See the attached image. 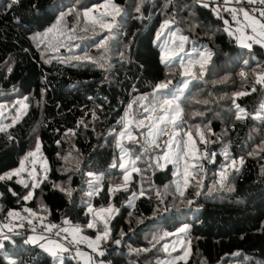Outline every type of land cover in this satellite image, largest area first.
<instances>
[{
  "label": "trees",
  "instance_id": "16d2710c",
  "mask_svg": "<svg viewBox=\"0 0 264 264\" xmlns=\"http://www.w3.org/2000/svg\"><path fill=\"white\" fill-rule=\"evenodd\" d=\"M10 4L12 0H0V111L10 115L6 129L0 131V175L19 169L22 162L29 169L28 154L39 142L49 171L34 189L26 172L0 180V228L8 234L0 247V264H57L39 245L15 236L8 221L48 218L85 227L90 220L89 185L96 176H102L103 190L96 188L89 200L95 207L114 204L118 210L109 238L101 244L103 255L96 260L264 264V117H258L264 83L257 82L264 74V47L253 41L250 49L242 47L237 33L229 34L231 14L194 0ZM89 9L86 18L83 13ZM101 17L106 27L91 23ZM167 21L172 23L165 27ZM181 36L187 37L182 52L193 45L206 46L209 58L203 71L192 67L196 78L190 76V85L178 101L183 115L178 118L182 127L177 128L176 139L179 150L187 152V172L196 176L192 179L185 173L178 190L175 167H164L162 158L169 152L165 141L172 126L160 125L167 132L159 136V147L145 141L159 131L153 127L162 114L154 108L155 86L170 81L171 94L185 80L179 64L169 68L161 63L162 46L173 45ZM236 105L246 111L245 118L237 119ZM21 107L27 109L25 115ZM145 107L152 111L150 119H145L150 115ZM141 119L144 124L138 126ZM126 126L133 138L125 135L121 140L117 133ZM149 128L153 137L146 136ZM189 131L191 140L185 135ZM199 133L206 142H201ZM118 141L139 171L131 189L115 192L112 198L111 185L123 181V172L112 166ZM185 179L190 183L185 185ZM54 185L71 188L72 196ZM30 190L32 198L23 199ZM132 192L144 195L134 206H126ZM185 227L188 230L181 232ZM180 239L186 242L184 248L177 247ZM63 264L79 263L65 257Z\"/></svg>",
  "mask_w": 264,
  "mask_h": 264
},
{
  "label": "snow or ice",
  "instance_id": "6c2138e0",
  "mask_svg": "<svg viewBox=\"0 0 264 264\" xmlns=\"http://www.w3.org/2000/svg\"><path fill=\"white\" fill-rule=\"evenodd\" d=\"M236 2L237 3H248V4L259 3L261 5H264V0H236ZM17 3H19V0H12V4H17ZM12 4H10L9 7H11ZM205 6H207V5H205ZM113 7L115 8V11L117 13H119L120 9L118 7H116L115 5H113ZM137 10H139V9H137ZM91 11H92L91 9L86 10L83 13L84 17L87 18ZM230 11H233V10H230ZM258 11H259V16L261 18H264V8L258 9ZM239 12L242 13V15H243L245 20L249 21V23L245 27L246 28H250L251 32L255 34V35H248L246 32H242L241 36L238 37V39L240 40L241 46L250 49L252 47V44L247 43V41L251 40L254 43L260 44L262 47H264V19H257L256 17H252L250 15V12L248 10H245L244 8L239 9ZM233 14H234V18H235V12H233ZM60 18L63 19V14H61ZM102 20H103V17H101L100 20H97L96 18H93L91 20V23L93 25H97L98 24L101 28L106 27L107 25L102 23L101 22ZM86 23H87V20H86ZM171 23H172L171 21H167L165 23V27H167ZM227 23L228 22L225 21V24H227ZM258 28H259V31H258ZM84 30L87 31V28H85ZM49 31H51V29ZM161 31H163V29ZM225 31H228V29H225ZM229 34L232 35L231 32H229ZM257 37H259V39H257ZM159 39H160V35L158 34L157 35V40L159 41ZM180 40L182 42L186 41L187 37L181 36ZM161 51L163 52V56L161 57V63H163L166 67L171 68L174 64H179V66L184 69V72H183L184 76H191L193 79L196 78L195 75L190 71L191 66H192L191 65V61H189L188 64H184L183 62L176 61L174 59L175 56L179 55V51H183V43L178 45L177 48H171V47L166 45L165 47H163L161 49ZM202 58L203 57H201V59ZM76 59H81V58L77 57ZM88 59L91 60V58H88ZM91 62L95 63L96 61L93 60ZM203 67H204L203 64H200L201 71H203ZM241 75H243V73ZM190 82H191L190 80L184 81L183 88L187 89L188 84ZM257 82L258 83H264V74H262L259 77ZM169 83H170V81L159 83L158 85L155 86V90L151 94L152 97H153V101H154V108H157L162 114L160 116L156 117V120H155V123H154V126H153L154 128H158L159 131L156 132L155 138L150 139V140H146L145 144L147 146H151V147H159V144L157 143V140H158L159 136H162V135L166 134V132H167V127H160V125H171L172 128H173V132L169 136V140L165 141L166 149L171 150L173 148V142L176 141V136L178 135L177 128L182 127V124L178 123V118L182 119L183 109L180 107V104L178 103V100L182 96L181 89H177L175 93H171L170 94L169 93ZM238 95L242 96V95H245V93H238ZM140 99L147 100L148 97H141ZM129 107L131 108V106H129ZM141 107H144V105H141ZM236 107H237V109H239L240 113H243L244 110L240 109L239 105H236ZM145 111L150 113L149 117H146L145 119H150L151 115H152V111L149 108H147V107H145ZM125 115L127 116L128 114L126 113ZM242 118H245V117H243L242 115H237V119H242ZM81 123H82V121H81ZM143 124H144V120L143 119L138 121V126L139 125H143ZM0 131H3V129H0ZM126 133H127L129 139L133 138L132 137V133L131 132H127V126H126L125 131H122V132L119 133V137H120L121 140L125 137ZM185 135L188 136V138L190 140L192 139L190 131L186 132ZM146 136L147 137H153V128H149V131L147 132ZM199 136H200L201 142H206L204 140L203 133H199ZM179 146H180L179 142H177L176 143V149L177 150L179 149ZM117 147L120 148L122 152L125 151V149L122 147V144L119 141L117 142ZM144 150H145V152H147V147H145ZM39 151H40V146L38 144L36 149H35V151L34 152H30L28 155L29 156H35L36 152H39ZM186 156H187L186 152L179 153L177 151V152L173 153L172 158L175 159L177 162H179L181 159H183ZM162 158L165 159V160H168L169 156L168 155H164ZM26 159H27V157H26ZM188 163L189 162L187 160H185V173H186V175H192V179H195L196 178L195 174H190V173L187 172ZM235 163H236V161H232L233 166L235 165ZM240 163L241 164L243 163L242 159H241ZM112 166L116 167L115 164H113ZM121 167H124V165H121ZM235 170L239 171V169H235ZM24 171H25V168H24V164L22 162L21 165H20V168L18 170L14 171V172H10L6 176L0 175V180L11 179L13 176H18L19 177L21 172H24ZM34 171H35V169L32 170V172H34ZM133 171H137L138 172L139 169L133 168ZM32 172L29 173L30 176L32 175ZM88 175L91 176L93 174L89 173ZM220 176H221V186H223V181L226 180L225 173L222 171ZM127 179H128V175H125V181H127ZM33 181L34 182H33L32 188L34 189L36 186H38L40 181H36L35 177H33ZM17 182L21 183L25 188L29 187L28 183H25V181L23 179H19V180H17ZM188 183H190V181L185 179V185H187ZM197 183H199V181H197ZM89 186H90V188L92 190L88 192V195L92 196L94 194V192L96 191V189L92 186L91 182H90ZM54 187L59 188V190L61 192L65 193L68 197L72 196V189L71 188H67L66 189V188H63V187H60V186H56V185H54ZM177 189L178 190L180 189L179 182H177ZM113 190H119V189H113ZM229 190H231V189H229ZM13 194L15 195V193H13ZM183 194H184V192L181 190L180 191V195L183 196ZM32 195H33V192L30 190L23 197V199L30 200L32 198ZM140 195H144V193L141 192ZM25 211H30V210L25 209ZM88 211L92 212V209L89 208ZM103 211L112 212L113 209L111 207H109L108 209H105ZM8 215L12 216V215H14V213L9 212ZM32 215H35V213H32ZM96 215H99V213H97ZM29 223H31V221H29ZM64 223H69V221L65 220ZM56 227H57L56 225H50V226H47V229H48V231H52V229L56 228ZM87 227L88 228H95L96 225H95L94 222H89L87 224ZM187 230H188L187 227L180 229L181 232H186ZM59 231L69 232V229L68 228H61V229H59ZM59 231H57V235H59ZM72 231L74 233H79L80 229H79V227H76ZM108 235H109V230H108V226H107V220H105L104 221V231H103V233L101 235L97 236L96 243L98 244L101 239H106L108 237ZM5 238H7V237H5ZM74 242L79 243L80 241L75 240V237H74ZM116 243L118 244L119 241H116ZM92 246L93 245L90 243L89 247H92ZM0 247H3V245L0 244ZM41 247H44V246L41 245ZM57 247H59L60 250H62V251H67L68 250L67 248H63L60 245H57ZM93 250L94 251L96 250L95 247H93ZM45 251L50 252V254L52 256H56V252L55 251H52V250H50L48 248H45ZM100 255H103V252H101ZM185 255H187V252L185 253ZM183 258L184 257H181L180 259H183Z\"/></svg>",
  "mask_w": 264,
  "mask_h": 264
},
{
  "label": "rangeland",
  "instance_id": "374dc122",
  "mask_svg": "<svg viewBox=\"0 0 264 264\" xmlns=\"http://www.w3.org/2000/svg\"><path fill=\"white\" fill-rule=\"evenodd\" d=\"M205 5H207V4H204L202 6H205ZM205 7L210 8L211 6L207 5ZM217 10L218 9H216L215 11H217ZM245 21L247 23H249V21H247V20H245ZM258 31H259V28H258ZM229 32L234 34L235 30L229 29ZM252 35H255V34L252 33ZM174 37L176 38V36H174ZM257 38L259 39V37H257ZM181 43H183V49H184L186 47V41L182 42L180 40V37H178V39H174L172 41L173 45H168V46L171 48H173V46H175V48H177V46L180 45ZM162 48H163V46H162ZM201 57H203V58L201 59ZM208 58H209V51H208L206 46L194 47V45L192 46V48L189 51H187V52L179 51V55L174 57V59L176 61L183 62L184 64H188V62L191 61V65H192L191 69H192V67H195V66L200 67V64H203V66H205L208 62ZM191 69H190V71H191ZM183 71H184V69H183ZM186 80L191 81L190 76H185L184 81H186ZM189 85H190V83L188 84V87H189ZM180 89L182 91V96H181V98H182L187 89L183 88V84H182ZM175 92H173V93H175ZM20 109L23 112L22 114L25 115L27 112V109L24 107H21ZM239 114L242 115L243 117L247 116L245 110L243 111V113L239 112ZM9 117H10V115H8V113L5 114L4 112L0 111V129H3V130L6 129V126H7L6 120H8ZM258 117L259 118L264 117V102L262 104L260 112L258 113ZM129 131H130V129H127V132H129ZM119 133H117V136H119ZM125 135H127V133ZM177 142H179L177 139L175 142H173V148L171 150H169V152L167 154L169 156V159L168 160L164 159L163 163H164V167H166L167 165H172L175 167L176 182H179V184H181V182L185 178V157L183 159H181L179 162H177L175 159L172 158V156H173V153H175L177 151L179 153H184L186 151L185 150L180 151L179 149L177 150L176 149V143ZM39 146H40V151L36 152L35 156H30L31 157V167L24 171L29 175V173L32 172L33 169H35V171L32 172V175L31 176L29 175L32 183L34 182L33 177H35L36 181L42 182V180L45 179V177L47 176V173L49 171V163H48V160L44 157V155L42 153V146H41L40 142H39ZM121 165H124V167H121ZM116 166L120 169V171L123 172V181L118 185H114V184L111 185L110 194H111L112 198H113L115 192L126 191V190L131 189V184L133 183L134 174L136 173V171H133V168H135V167L133 166L132 160L128 156L126 150L122 152L120 148H118V157H116ZM125 175H128L127 181H125ZM16 177H18V176H16ZM101 178H102V176H96V178L93 180L94 183L92 184V186L95 189L98 188V191L103 190V184L101 182ZM36 187H38V186H36ZM113 189H119V190H113ZM91 190L92 189L90 188L89 191H91ZM32 192L34 193V191H32ZM93 196H94V194L92 196H88L87 210L89 208L92 209V212L88 211V213L90 215L89 222H94L96 227L95 228H88L87 225L85 227H79L77 225H72L71 229L68 232V233H70V235L68 237L70 239H72L73 243L76 246V248H75L76 258H72V259H74L79 264H104L100 260H96L97 259L96 256H100L101 244L103 243L104 240H107L109 238L111 222L114 219V217L118 214V210L114 204H109V205L102 206V207H95L94 204L89 200ZM139 196H140V194H137L136 192H132L129 195V200L126 201V206H130V207L134 206L136 203V200L139 198ZM109 207H111L113 209L112 212L103 211L105 209H108ZM97 213H99V215H96ZM105 220H107L109 235L106 239H101L99 241V243L97 244L96 238H97V236H99L103 233ZM76 227H79V229H80L79 233H74L72 231ZM9 228L11 230L13 229L12 227H9ZM86 231H92V232H94V235L90 234V233H85ZM74 237H75V240L80 241V242L79 243L74 242ZM24 241L26 243H31L32 245H39L40 247H41V245H43L44 247H41L43 250H45V248H48L52 251H55L56 256H52L50 254V252H48V251H46V252H48L54 258V260L56 261L57 264H63L64 263L65 257L62 255L59 256L57 254L58 252H61V253L67 252V251H62V250H60L59 247H57V245H60L63 248H67L62 242L57 241V240H50V239H47L46 237L40 236L38 234H31V235L25 237ZM183 242H185V241H181V239H180L178 241L177 247L180 245L182 248H184L186 245V242L185 243H183ZM90 243L93 245L92 247H89ZM93 247H95V249H96L95 251L93 250Z\"/></svg>",
  "mask_w": 264,
  "mask_h": 264
},
{
  "label": "built area",
  "instance_id": "2783aa9c",
  "mask_svg": "<svg viewBox=\"0 0 264 264\" xmlns=\"http://www.w3.org/2000/svg\"><path fill=\"white\" fill-rule=\"evenodd\" d=\"M194 1L200 5L207 4L210 5L212 8L218 9L223 13L231 14L233 16L232 18L233 21L231 22V27L233 30L236 29V23L233 12H237L239 11V9L244 8L245 10H248L250 12L251 16L261 18L259 16L258 9L264 8V5H261L259 3H255V4L237 3L236 0H194ZM248 35H251V33L248 32ZM8 223L9 226L15 230L14 233L15 236L27 237L31 234H38L50 240L60 241L67 247L68 250L66 253L58 252L57 254L59 256L62 255L68 258H76V254H75L76 246L73 243L72 239L68 237L70 233L59 231V229L61 228H68L70 230L72 224L64 223V221L58 223L48 218L42 219L40 221H31V223H29L17 217L10 218ZM50 225H56L57 227L53 228L52 231H48L47 226ZM57 231H59V235H57ZM5 237H8L7 232H5L3 229L0 228V244L3 243Z\"/></svg>",
  "mask_w": 264,
  "mask_h": 264
},
{
  "label": "crops",
  "instance_id": "0c3cea01",
  "mask_svg": "<svg viewBox=\"0 0 264 264\" xmlns=\"http://www.w3.org/2000/svg\"><path fill=\"white\" fill-rule=\"evenodd\" d=\"M256 18L257 19H262V18H258V17H256ZM235 23H236L235 32L237 33L238 37L241 36L242 32H246L247 34H248V32H250L251 35H252L251 29L245 27L248 23L245 21L242 13H240L239 11L235 12ZM249 41H251V40H249ZM249 41H247V43H249ZM239 42H240V40H239Z\"/></svg>",
  "mask_w": 264,
  "mask_h": 264
},
{
  "label": "bare ground",
  "instance_id": "6f19581e",
  "mask_svg": "<svg viewBox=\"0 0 264 264\" xmlns=\"http://www.w3.org/2000/svg\"><path fill=\"white\" fill-rule=\"evenodd\" d=\"M231 26V25H230Z\"/></svg>",
  "mask_w": 264,
  "mask_h": 264
}]
</instances>
